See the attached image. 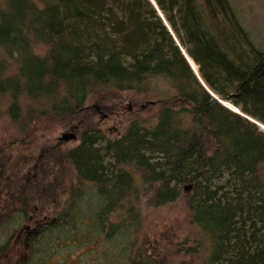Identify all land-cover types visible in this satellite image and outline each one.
<instances>
[{"label":"trees","instance_id":"obj_1","mask_svg":"<svg viewBox=\"0 0 264 264\" xmlns=\"http://www.w3.org/2000/svg\"><path fill=\"white\" fill-rule=\"evenodd\" d=\"M153 2L207 91L149 0H0V120L22 135L66 119L77 138L58 157L75 185L51 197L55 221L26 235L21 264L49 235L47 245H74L82 231L87 252L100 251L85 263L165 264L167 251L142 236V213L175 202L191 228L174 247L181 264H264V132L254 123L264 125V49L229 0ZM105 92L143 96L154 121L132 119L107 138L87 105L104 109ZM29 165L17 155L2 170L0 229L46 200L49 170L24 180ZM115 242L116 254L92 246Z\"/></svg>","mask_w":264,"mask_h":264},{"label":"rangeland","instance_id":"obj_2","mask_svg":"<svg viewBox=\"0 0 264 264\" xmlns=\"http://www.w3.org/2000/svg\"><path fill=\"white\" fill-rule=\"evenodd\" d=\"M149 2L154 9L157 8L153 0H149ZM229 2L252 40L258 47L264 49V0H229ZM157 14L163 20V16L159 11ZM170 34L174 42L179 46L176 36L172 32ZM182 51L184 52V50ZM191 71L193 73L192 69ZM159 88L160 90L165 89V84L160 85ZM205 90L207 89L205 88ZM100 95H103V98H105L104 102L106 104L104 109L92 103L94 99H91L87 105L90 106L92 104L90 106L92 111L88 109V112L92 114V124L101 128L109 139L118 137L122 133L125 123L132 119L151 123L156 117L157 107L153 102L146 100L141 95L134 96L128 92H105ZM210 95L213 96L212 94ZM213 97L215 99L217 98L215 96ZM219 103L230 111L241 115L237 109L228 103L223 101H219ZM254 123L260 131L264 132V125ZM66 124V119H44L41 122L27 126L25 133L17 135L12 130V127L7 125L6 120H0V166L2 168L0 169V182H3L2 170H5L3 169L4 166L17 155L24 156L30 164L27 168H19V174L24 177V180L32 178L31 175L37 172L39 165L46 164L45 169L50 167L48 169L50 173L49 181L46 182V185L49 187L45 193L46 200L40 199L32 205L31 215L28 221H25L22 226L14 222L12 226L0 229V246H5L4 253L0 256V264H21L23 261L25 262L30 259L31 256L28 257L27 255L28 248L24 240L26 235L35 232V230L37 231L38 224L41 222L51 224V222L53 223L55 221L51 197L55 194H63L65 196L64 192L66 194L70 187L75 185L73 177L71 178V172H68L67 167H63L62 161L58 160V157L61 156L64 150L77 145L74 130H71ZM56 162L59 165L56 166ZM20 193L21 191H18L17 196H20ZM4 194L2 193L1 196L6 203L9 198ZM14 204L15 206L18 205L16 203ZM142 214V236L144 235L146 240L152 241L157 251H167L169 257L165 264H181L183 257L177 254L174 247L177 242L191 234L188 221L189 213L183 203L175 202L165 207L149 208L148 210H144ZM82 232L79 233L80 235L73 233L74 238L72 240H75L74 245L70 244L72 241L69 245H65V242L60 243L58 241L54 242L52 246L47 245L48 243L51 244V239L54 238V235H49V238L46 237V241L40 245L39 243L37 244L40 249L35 254V259L31 258V264H88L84 261H90L100 251L95 252L96 250H93L91 253L87 252L90 250L88 246L91 245L84 241L87 239H84V233ZM67 236V239L70 240L71 238L68 233ZM7 238L9 239L8 242H6ZM123 245L122 243L115 242L112 244L99 243L92 246L96 247L97 250H110L116 254L123 250ZM47 248L49 249L48 252L52 255L48 261L43 258V254L44 257L46 256Z\"/></svg>","mask_w":264,"mask_h":264},{"label":"bare ground","instance_id":"obj_3","mask_svg":"<svg viewBox=\"0 0 264 264\" xmlns=\"http://www.w3.org/2000/svg\"><path fill=\"white\" fill-rule=\"evenodd\" d=\"M158 11V10H157ZM178 46V45H177ZM178 48H179V46H178ZM179 49H181V48H179ZM184 55L186 56V59L188 60V62H189V65H190V67L192 68V70H193V72H196L197 73V69H196V66L193 64V62L190 60V58L185 54V52H184ZM191 68H190V70H191ZM198 75V74H197ZM199 78V77H198ZM201 81V80H200ZM203 87H204V85L202 84V82L200 83ZM205 89V88H204ZM207 91V90H206ZM235 110V109H234ZM236 111V110H235ZM237 114V113H236Z\"/></svg>","mask_w":264,"mask_h":264},{"label":"water","instance_id":"obj_4","mask_svg":"<svg viewBox=\"0 0 264 264\" xmlns=\"http://www.w3.org/2000/svg\"><path fill=\"white\" fill-rule=\"evenodd\" d=\"M155 6V5H154ZM156 9V11H157V8H155ZM158 12V11H157ZM161 20H162V18H161ZM163 21V20H162ZM163 23H164V21H163ZM164 25H165V27L168 29V27L166 26V24L164 23ZM168 31H169V29H168ZM170 32V31H169ZM177 44V43H176ZM180 48V47H179ZM180 51H181V54H182V56L184 57V59H185V61L187 62V64L189 65V62H188V60L186 59V56L184 55V52L182 51V49H180ZM189 67H190V65H189ZM191 68V67H190ZM192 69V68H191ZM194 73V75H195V77L197 78V80L201 83V81H200V79L198 78V76H197V74L195 73V72H193ZM219 102V101H218ZM71 137H73V136H71ZM74 138V137H73Z\"/></svg>","mask_w":264,"mask_h":264},{"label":"flooded vegetation","instance_id":"obj_5","mask_svg":"<svg viewBox=\"0 0 264 264\" xmlns=\"http://www.w3.org/2000/svg\"><path fill=\"white\" fill-rule=\"evenodd\" d=\"M48 165H49V164H48ZM49 168H50V167H49ZM49 168H47V169H49ZM48 189H49V188H48ZM39 225H40V223L38 224V228L40 227ZM35 232H36V230H35ZM28 234H30V233H28ZM28 234H27V235H28ZM26 237H27V236H26ZM26 237H25V239H24V240H25V242H26V245H27V248H28V244H27V238H26ZM28 249H29V248H28Z\"/></svg>","mask_w":264,"mask_h":264}]
</instances>
